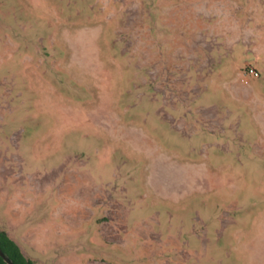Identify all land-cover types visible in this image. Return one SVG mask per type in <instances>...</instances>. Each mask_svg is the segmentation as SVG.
Returning <instances> with one entry per match:
<instances>
[{"label": "rangeland", "instance_id": "rangeland-1", "mask_svg": "<svg viewBox=\"0 0 264 264\" xmlns=\"http://www.w3.org/2000/svg\"><path fill=\"white\" fill-rule=\"evenodd\" d=\"M0 225L39 264H264V0H0Z\"/></svg>", "mask_w": 264, "mask_h": 264}, {"label": "trees", "instance_id": "trees-1", "mask_svg": "<svg viewBox=\"0 0 264 264\" xmlns=\"http://www.w3.org/2000/svg\"><path fill=\"white\" fill-rule=\"evenodd\" d=\"M0 249L12 259L15 264H39L27 256L20 244L0 225ZM0 264H7L0 256Z\"/></svg>", "mask_w": 264, "mask_h": 264}, {"label": "water", "instance_id": "water-1", "mask_svg": "<svg viewBox=\"0 0 264 264\" xmlns=\"http://www.w3.org/2000/svg\"><path fill=\"white\" fill-rule=\"evenodd\" d=\"M0 256L4 259L7 264H15L10 257H8L1 249Z\"/></svg>", "mask_w": 264, "mask_h": 264}, {"label": "crops", "instance_id": "crops-1", "mask_svg": "<svg viewBox=\"0 0 264 264\" xmlns=\"http://www.w3.org/2000/svg\"><path fill=\"white\" fill-rule=\"evenodd\" d=\"M9 233V232H8ZM15 239V238H14ZM16 240V239H15ZM17 241V240H16ZM18 242V241H17ZM19 243V242H18ZM21 246V245H20ZM22 247V246H21ZM32 258V257H31ZM34 259V258H33Z\"/></svg>", "mask_w": 264, "mask_h": 264}]
</instances>
